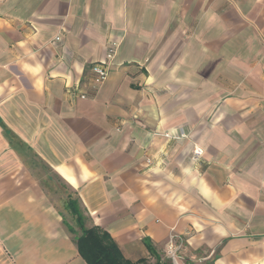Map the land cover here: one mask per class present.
I'll use <instances>...</instances> for the list:
<instances>
[{"label": "crops", "instance_id": "obj_1", "mask_svg": "<svg viewBox=\"0 0 264 264\" xmlns=\"http://www.w3.org/2000/svg\"><path fill=\"white\" fill-rule=\"evenodd\" d=\"M56 183L130 262L264 264V0H0V264H87Z\"/></svg>", "mask_w": 264, "mask_h": 264}, {"label": "trees", "instance_id": "obj_2", "mask_svg": "<svg viewBox=\"0 0 264 264\" xmlns=\"http://www.w3.org/2000/svg\"><path fill=\"white\" fill-rule=\"evenodd\" d=\"M64 208L71 216L74 224L69 223L63 213L62 221L72 234L79 255L87 264H172L169 259L161 258L147 239H144V243L150 255L154 257L152 263L145 258L137 262H130L125 259L107 231L87 223L89 217L81 207L76 193L70 189L65 192Z\"/></svg>", "mask_w": 264, "mask_h": 264}, {"label": "built area", "instance_id": "obj_3", "mask_svg": "<svg viewBox=\"0 0 264 264\" xmlns=\"http://www.w3.org/2000/svg\"><path fill=\"white\" fill-rule=\"evenodd\" d=\"M56 39H59V36H57ZM116 47H117L116 42H109L106 47L104 59H102L99 62L90 64L89 70L92 76L89 79L87 87L92 94H94L98 90L100 84H102V82L108 76L109 67L112 64V61L114 59ZM78 96L80 98H88L90 97V94L88 93V91H79ZM164 135L168 138L178 139V138H182L186 136L187 133L183 129L180 128L178 130H171L170 132H164ZM194 151H195V154L200 153V150H194ZM167 253L173 255L174 252H173L172 244L168 246Z\"/></svg>", "mask_w": 264, "mask_h": 264}, {"label": "rangeland", "instance_id": "obj_4", "mask_svg": "<svg viewBox=\"0 0 264 264\" xmlns=\"http://www.w3.org/2000/svg\"><path fill=\"white\" fill-rule=\"evenodd\" d=\"M57 185H59V187L61 188V190H62V193L64 192V194H65V192H67V189H64V186H62L60 183H56ZM61 193V195H64V194H62ZM50 194H52V196L54 197V198H58L59 196H60V192H57L56 194H55V192H51ZM58 195V196H57ZM61 204V203H60ZM60 206H62V205H60ZM62 209H63V211H64V214H65V217H66V220L67 221H69V222H71L72 224H74L73 223V221H72V219H71V216L69 215V213H67V211L63 208V206L61 207Z\"/></svg>", "mask_w": 264, "mask_h": 264}]
</instances>
